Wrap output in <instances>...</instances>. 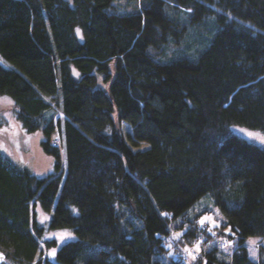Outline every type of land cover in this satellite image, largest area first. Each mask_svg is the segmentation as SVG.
<instances>
[{
	"label": "trees",
	"instance_id": "obj_1",
	"mask_svg": "<svg viewBox=\"0 0 264 264\" xmlns=\"http://www.w3.org/2000/svg\"><path fill=\"white\" fill-rule=\"evenodd\" d=\"M138 1L0 0V94L55 158L0 151L1 264H264V145L232 129L264 132V0Z\"/></svg>",
	"mask_w": 264,
	"mask_h": 264
},
{
	"label": "rangeland",
	"instance_id": "obj_2",
	"mask_svg": "<svg viewBox=\"0 0 264 264\" xmlns=\"http://www.w3.org/2000/svg\"><path fill=\"white\" fill-rule=\"evenodd\" d=\"M115 4L119 12H130L136 10V6L139 7L138 0H115ZM76 32L80 38H83L82 29L80 27H76ZM186 42L184 41L177 44V47L170 51L171 56H179L187 52H193L194 54L196 49L194 50V47L192 46L195 45V43H193V38L191 37L190 39L191 43ZM160 60L168 61L170 59L161 58ZM12 107V98L8 95L0 94V151L11 156L21 165L29 166L39 175H45L51 172L55 165V158L52 155L47 154L42 149L41 131H26L21 125V122L15 116V112ZM123 127L124 129L130 128L125 124ZM232 129L234 132L245 137L246 139L254 143L264 145V132L261 130L243 125H233ZM204 200L202 199V201L198 202L196 206L200 207L203 205ZM41 209L38 207L37 213L39 219L44 222L48 217V214L43 208ZM218 217L220 218V212L216 209L214 212L202 213L200 220L206 221L211 226H214L220 224ZM226 230L228 231L229 228L227 227ZM73 236L74 231L71 227H59L46 233L47 238H56L58 240V244L72 238ZM257 240V238L252 239L251 242L248 240V247L253 256L256 255L257 249L255 244ZM197 245L199 244H196V246ZM53 250H55V248L48 251L51 256H53Z\"/></svg>",
	"mask_w": 264,
	"mask_h": 264
},
{
	"label": "water",
	"instance_id": "obj_3",
	"mask_svg": "<svg viewBox=\"0 0 264 264\" xmlns=\"http://www.w3.org/2000/svg\"><path fill=\"white\" fill-rule=\"evenodd\" d=\"M6 254L0 249V264L5 260Z\"/></svg>",
	"mask_w": 264,
	"mask_h": 264
},
{
	"label": "snow or ice",
	"instance_id": "obj_4",
	"mask_svg": "<svg viewBox=\"0 0 264 264\" xmlns=\"http://www.w3.org/2000/svg\"><path fill=\"white\" fill-rule=\"evenodd\" d=\"M201 223H203V221H201ZM196 247H197V250H199V245H197ZM52 255L55 256V250H53ZM193 259H195V257H193Z\"/></svg>",
	"mask_w": 264,
	"mask_h": 264
},
{
	"label": "built area",
	"instance_id": "obj_5",
	"mask_svg": "<svg viewBox=\"0 0 264 264\" xmlns=\"http://www.w3.org/2000/svg\"><path fill=\"white\" fill-rule=\"evenodd\" d=\"M203 228H205V227L203 226ZM193 253H194L195 255H198V253H197L196 251H194V250H193Z\"/></svg>",
	"mask_w": 264,
	"mask_h": 264
}]
</instances>
